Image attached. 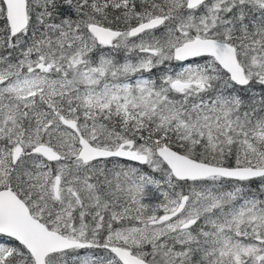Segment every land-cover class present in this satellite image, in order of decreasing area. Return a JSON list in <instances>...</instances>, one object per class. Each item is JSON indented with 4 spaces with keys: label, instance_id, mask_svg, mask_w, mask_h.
Here are the masks:
<instances>
[{
    "label": "snow or ice",
    "instance_id": "1",
    "mask_svg": "<svg viewBox=\"0 0 264 264\" xmlns=\"http://www.w3.org/2000/svg\"><path fill=\"white\" fill-rule=\"evenodd\" d=\"M0 264H264V0H0Z\"/></svg>",
    "mask_w": 264,
    "mask_h": 264
}]
</instances>
